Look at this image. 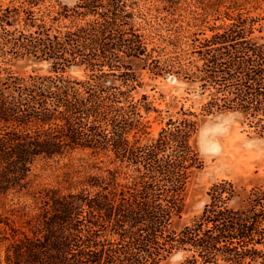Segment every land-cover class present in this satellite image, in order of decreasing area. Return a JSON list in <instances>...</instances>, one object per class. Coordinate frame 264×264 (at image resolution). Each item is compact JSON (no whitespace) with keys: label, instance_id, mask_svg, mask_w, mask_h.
Masks as SVG:
<instances>
[{"label":"trees","instance_id":"trees-1","mask_svg":"<svg viewBox=\"0 0 264 264\" xmlns=\"http://www.w3.org/2000/svg\"><path fill=\"white\" fill-rule=\"evenodd\" d=\"M45 1L0 6V56L32 57L53 69L28 76L0 69V195L34 197L0 218L10 227L0 236L4 264H160L178 252L184 264H264V180L249 190L229 180L214 184L202 211L177 227L190 179L204 165L193 144L196 121L170 118L146 138L141 108H151L131 94L145 69L198 81L210 92L207 114L240 111L264 136L257 20L233 0H152L166 18L189 10L190 36L204 35L192 39L197 51L169 40L162 61L135 24V2L76 0L69 7L56 0L41 10ZM222 17L228 21L217 24ZM180 50L199 53L200 63L181 62L174 56ZM72 66L84 67L87 79L65 77ZM75 152L80 168L32 191L39 162Z\"/></svg>","mask_w":264,"mask_h":264},{"label":"rangeland","instance_id":"rangeland-1","mask_svg":"<svg viewBox=\"0 0 264 264\" xmlns=\"http://www.w3.org/2000/svg\"><path fill=\"white\" fill-rule=\"evenodd\" d=\"M22 0H0V6L9 3L18 5ZM63 5L73 7L76 0H58ZM135 2V24L141 28L149 42V49L156 47L162 61L170 54L169 40L176 42L183 49L190 51L199 50V42L192 39H203L202 30L190 36L186 27V20L189 19V10L182 15L174 16V19L165 17V13L154 9L157 2L152 0H130ZM194 2L193 0H187ZM232 2V0H230ZM239 6V12L257 20L255 24L254 38L264 43V0H233ZM229 3V0L226 2ZM56 0H46L40 6L45 10L46 6H57ZM190 8H194L193 3ZM189 8V9H190ZM238 12V11H235ZM66 19L67 23L70 20ZM79 21V19H78ZM228 20L222 17L217 24ZM214 22L211 21V25ZM207 29V28H203ZM203 33H210L207 29ZM190 36V37H189ZM153 44V45H152ZM194 44V45H193ZM181 51V50H180ZM175 58L183 63L190 59L195 64L200 63L199 53L184 54L183 51L175 52ZM177 61V60H176ZM10 68L16 74L28 76L31 74L46 75L53 73L51 64L45 61L36 60L32 57H12L10 54L0 56V69ZM141 83L132 91L134 101L141 105L146 104L151 109L146 111L144 107L141 112L144 121L147 122L146 138L154 137L166 126L170 118L176 119L187 117L197 124V131L194 135L193 144L196 146L201 158L203 167L196 170L188 184L185 194V206L181 218L176 220V226L180 227L192 217L199 214L209 200L210 188L223 180L235 182L238 187L249 190L264 180V136H261L250 121L240 111H215L207 114L204 106L210 100V92L202 90L200 82H192L182 76L168 75L155 76L148 69L141 70ZM64 76L73 80L83 81L87 79L88 72L81 66H72L64 71ZM115 80L117 76H109ZM118 82L119 81H115ZM146 99H143V97ZM185 113V115H183ZM81 153L75 152L70 157L48 162H39L34 168L36 174L32 191L42 186H56L62 182L67 173L77 169L83 162L80 160ZM80 168V167H79ZM82 168V167H81ZM243 194V193H242ZM34 203L32 194H8L0 195V218L10 215L13 207L30 206ZM10 235V227L0 223V236ZM7 242H0V264H4L5 249ZM184 253L173 254L160 264H184ZM225 264V263H219Z\"/></svg>","mask_w":264,"mask_h":264}]
</instances>
